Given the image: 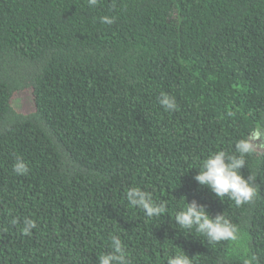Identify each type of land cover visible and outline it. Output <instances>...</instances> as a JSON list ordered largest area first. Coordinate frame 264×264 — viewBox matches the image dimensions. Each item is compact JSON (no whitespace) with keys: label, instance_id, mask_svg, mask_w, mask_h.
<instances>
[{"label":"trees","instance_id":"1","mask_svg":"<svg viewBox=\"0 0 264 264\" xmlns=\"http://www.w3.org/2000/svg\"><path fill=\"white\" fill-rule=\"evenodd\" d=\"M261 127L264 0H0V264H98L112 235L131 264H166L177 247L192 264H264V136L241 169L251 203L193 179ZM130 187L167 201L166 216L128 205ZM183 198L223 213L239 241L175 225Z\"/></svg>","mask_w":264,"mask_h":264},{"label":"clouds","instance_id":"2","mask_svg":"<svg viewBox=\"0 0 264 264\" xmlns=\"http://www.w3.org/2000/svg\"><path fill=\"white\" fill-rule=\"evenodd\" d=\"M100 0H87L90 8L98 6ZM100 22L111 25L114 18L109 16L100 17ZM158 103L165 111H174L177 108L176 100L168 93L161 92ZM264 136V127L256 129L251 138L238 140L234 146V153L229 154L224 150L216 151L207 158L200 161L198 174L194 176L195 182L208 189L219 200L227 197L233 201L237 207L251 203L258 194V187L255 185V177L248 175L245 177L241 169L245 168L246 157L253 154L256 145L253 143ZM13 172L18 176L27 175L28 165L22 156H17L13 165ZM125 199L133 208L144 211L149 219L166 216L168 212L167 201L157 202L150 192L140 187H130L125 192ZM183 206L174 214L172 220L181 229L191 231L206 238L209 243L221 241H239L240 235L236 224L225 217L223 213L212 216L206 207L196 199L186 202L183 198ZM11 223H19L17 219H12ZM36 222L31 219H24L21 232L24 235L30 234L36 227ZM111 250L98 256V264H131L128 252L117 235L110 237ZM255 257H246L243 264H254ZM166 264H192L189 258L180 248L167 258Z\"/></svg>","mask_w":264,"mask_h":264},{"label":"rangeland","instance_id":"3","mask_svg":"<svg viewBox=\"0 0 264 264\" xmlns=\"http://www.w3.org/2000/svg\"><path fill=\"white\" fill-rule=\"evenodd\" d=\"M260 139H261V138H260ZM260 139H259V140H260Z\"/></svg>","mask_w":264,"mask_h":264}]
</instances>
